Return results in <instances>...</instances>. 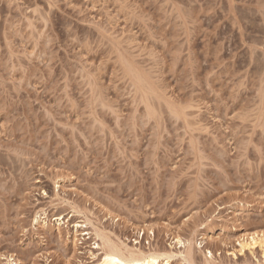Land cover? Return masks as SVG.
<instances>
[{
	"label": "rangeland",
	"instance_id": "obj_1",
	"mask_svg": "<svg viewBox=\"0 0 264 264\" xmlns=\"http://www.w3.org/2000/svg\"><path fill=\"white\" fill-rule=\"evenodd\" d=\"M253 233L264 0H0V264H264Z\"/></svg>",
	"mask_w": 264,
	"mask_h": 264
},
{
	"label": "bare ground",
	"instance_id": "obj_2",
	"mask_svg": "<svg viewBox=\"0 0 264 264\" xmlns=\"http://www.w3.org/2000/svg\"><path fill=\"white\" fill-rule=\"evenodd\" d=\"M263 243L264 235L259 233L249 234L246 239H243L242 242L239 243V252L261 247ZM160 256L161 255H144L141 253L132 252L124 253L118 249L110 247L103 252L102 257L95 264H160L159 259L161 257L163 258V256ZM167 257L165 256V258ZM186 262L187 264H194L190 253L187 254Z\"/></svg>",
	"mask_w": 264,
	"mask_h": 264
}]
</instances>
